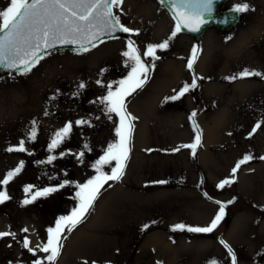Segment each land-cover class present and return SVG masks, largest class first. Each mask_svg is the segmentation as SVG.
<instances>
[{"label":"rangeland","instance_id":"1","mask_svg":"<svg viewBox=\"0 0 264 264\" xmlns=\"http://www.w3.org/2000/svg\"><path fill=\"white\" fill-rule=\"evenodd\" d=\"M244 2L250 10L240 14L231 30L208 29L198 40L178 33L167 50H158L160 59L149 79L127 100L128 112L137 119L123 178L101 190L84 222L67 234L56 264H210L212 260L231 264L221 240L232 248L237 264H264V160L260 159L264 79H226L245 69L264 73V0H226L224 7ZM9 4L10 0H0V9ZM113 11L139 35L124 33L88 52L52 50L27 74L0 73V180L24 162L20 174L0 186L11 196L0 204V232L15 233L14 238H0V264L44 259L46 254L38 246L46 243L47 229L77 206L75 183H86L96 175L92 165L116 140L119 119L115 114L108 119L103 106L94 103L107 94V88L96 81L115 90L131 70L122 56L127 41L134 40L143 53L148 44L169 38L175 27L159 0H124ZM193 47L199 50L198 58L189 71ZM194 75L203 77L197 79L195 89L178 100L165 101L185 84L191 85ZM81 82L86 87L77 94ZM194 111L202 146L195 157L190 149L173 152L193 142L196 133L189 117ZM81 119L92 126H77L75 121ZM33 120L37 121L35 141L27 139ZM69 121L73 123L69 138L49 153L51 138ZM257 123L261 127L250 136ZM21 140L26 152L7 151ZM85 143L90 151L83 149ZM82 150L83 162L76 159ZM50 154L58 157L52 164L38 163ZM248 154L253 159L232 176L237 161ZM110 170L111 166L104 169ZM224 179L235 182L218 189ZM64 180L74 183L22 206L26 185L42 189ZM160 180L168 183H154ZM215 201L226 207L212 238L172 230L180 223L207 226L219 211ZM145 224L150 225L146 230ZM25 228L27 232L22 231ZM25 238L35 256L24 248Z\"/></svg>","mask_w":264,"mask_h":264},{"label":"snow or ice","instance_id":"2","mask_svg":"<svg viewBox=\"0 0 264 264\" xmlns=\"http://www.w3.org/2000/svg\"><path fill=\"white\" fill-rule=\"evenodd\" d=\"M123 2L124 0H10L9 6L0 9V66L11 70L23 69V74H27L44 59L45 52L53 49L57 44L76 45L80 52H88L91 48L97 46V42L103 43V36L115 38L114 34L116 32L139 35L138 30L124 26L121 23L120 16L113 11L114 8H120ZM160 2L162 4L167 3L172 8V19L175 21V27L169 38L158 44H148L143 53L136 46L134 40L129 39L127 41V49L122 52V56L126 58L125 66L130 67L131 70L123 80L117 82L118 87L115 90H113L111 84L105 86L102 81H96L98 85L107 88V94L98 98L94 103L103 106V111L108 119H112V114H115L119 119L114 129L116 140L107 145L103 155L92 165L96 175L87 180L86 183H75L77 191L74 198L78 201L77 206L72 209L70 214L60 216L54 227L47 229L46 243L38 246L39 250L46 255L43 260H34L33 264H44L45 260L48 264H56L67 234L84 222L94 208L101 190L110 181L117 182L123 178L127 162L130 159L132 136L135 129L134 121L137 119L127 110L128 97L136 93L137 90L142 89L149 79L154 62L160 59V56L157 55L158 50H167L170 41L181 31L199 32L205 25L213 22L212 16L217 0H160ZM249 10V4L244 2L234 5L230 11L233 14H241ZM233 19H235V15H230L219 21V23L227 24ZM198 51L196 47L192 48V55L187 60L189 71L194 69ZM149 61L152 63H149ZM252 76L264 79V73L248 69L226 79L236 80ZM197 79H203V77L194 75L191 85L185 84L175 95L166 97L165 101L178 100L190 89H195L198 86ZM85 87V83L81 82L77 86V94H79V90H83ZM45 115H48V113L45 112ZM196 115L197 113L194 111L189 117L190 120H193V130L196 133L193 142L179 145L177 148L172 149L173 152L190 149L192 156H196L197 149L202 146V132L194 122ZM96 119H99V117ZM75 124L77 126H92L88 120L84 119L75 121ZM260 127L261 124L257 123L249 135L251 136ZM72 128L73 123L69 121L64 127L55 132L48 144L49 153L55 152L69 138ZM36 136L37 121L33 120L27 139L35 141ZM83 149L91 150L87 143L83 145ZM84 150L76 154V159L81 162H83L85 155ZM7 151L26 152L25 141L21 140L17 147H9ZM148 151L152 150L149 149ZM28 154L31 155L32 153ZM66 154L61 153L60 155ZM57 158L56 155L50 154L46 161H39L38 163L52 164ZM252 159L253 157L248 154L238 160L232 168V176H235L241 166ZM260 159L264 160V156H261ZM107 166H111L110 172L104 171ZM23 168L24 162L21 161L14 170L7 172L5 177L0 180V186H7L14 177L20 174ZM234 182L233 179H224L216 187L223 189ZM73 183V181L64 180L56 186L42 189H35V186L31 184L26 185L23 189L26 198L22 201V206L32 204L38 198L48 197ZM154 183L166 184L168 181L160 180ZM204 195L207 197V193H204ZM208 198L211 199V197ZM10 199L11 196L8 191L0 188V204ZM215 203L220 205L219 211L207 226H188L180 223L174 225L172 230H186L192 233L213 232L221 221L226 207L221 201H215ZM228 203H231V201ZM149 226L145 224L143 229L146 230ZM22 231L27 232L28 229L25 228ZM7 236L14 238L15 233L0 232V238ZM30 243L27 238L23 240L24 248L35 256L36 251L30 247ZM220 243L227 249L231 264H237V258L232 248L223 240ZM157 264H160V262H157ZM210 264H218V262L212 260Z\"/></svg>","mask_w":264,"mask_h":264},{"label":"water","instance_id":"3","mask_svg":"<svg viewBox=\"0 0 264 264\" xmlns=\"http://www.w3.org/2000/svg\"><path fill=\"white\" fill-rule=\"evenodd\" d=\"M226 0H217L216 5H215V11L213 13L212 16V21L209 24L205 25L201 31L199 32H190L187 30H183L181 31V33L188 35L190 37H192L194 40H198L199 37L201 36V34L206 31L209 28H214L220 31H228L231 28H233L239 20V14H233L231 13V9L233 7H227L224 8V3ZM161 3V2H160ZM161 5L163 6V8L168 12V14L172 17L173 15V11L172 8L167 4V3H161ZM230 15H235V19L231 20L229 23L227 24H223V23H219V21L224 20L226 17L230 16ZM174 21V20H173ZM175 23V21H174ZM124 35V32H116L114 34L115 38H120ZM109 39H114V38H109L108 36H103L102 40H109ZM100 42H97V44ZM64 49H72V50H79L78 47L76 45H62V44H57L53 49H50L48 51L45 52L48 53L52 50H64ZM23 71V69H19V70H11L8 69L4 66H0V73H17V72H21ZM202 237L204 238H212L213 237V233H203Z\"/></svg>","mask_w":264,"mask_h":264}]
</instances>
